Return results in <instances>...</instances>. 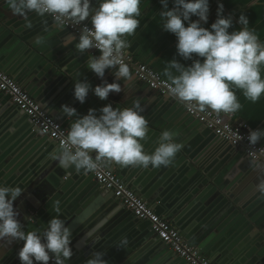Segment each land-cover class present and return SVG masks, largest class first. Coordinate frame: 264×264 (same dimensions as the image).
Here are the masks:
<instances>
[{
    "label": "crops",
    "instance_id": "1",
    "mask_svg": "<svg viewBox=\"0 0 264 264\" xmlns=\"http://www.w3.org/2000/svg\"><path fill=\"white\" fill-rule=\"evenodd\" d=\"M93 3L96 6L95 0ZM219 3L223 4V15L232 17L233 25L229 29L230 32L242 27L237 23V19L243 13L249 20L248 27L253 29L260 42L264 43V0H219ZM217 6L218 0H209L208 20L207 23L202 22L203 27L210 28L215 22ZM168 7H173L172 0H168ZM140 10L141 15L138 18L140 26L134 35L126 37L131 47L125 51L137 62L146 64L168 81L163 74L167 61L176 59L188 66L192 60H184L177 55L175 35L164 31L161 24L159 13L162 5L159 0H141ZM44 17L29 13L33 27L26 29L23 18L14 15L3 0H0V69L26 90L48 115L69 130V125L65 123H71L74 118H65L60 113L62 105L74 107L78 115L82 116L87 114L90 108L96 109V114L99 115V109L105 104L96 98L91 90L82 104L74 98L75 79L87 81L93 88L96 86L95 74L86 68L91 49L85 50L84 53L76 51L74 47L77 41L71 39L69 31L47 22ZM190 19L198 20L195 16ZM85 22L90 23L87 20ZM5 24L16 29L8 34ZM131 75L141 90L144 89L145 94H148L139 98L143 107L141 114L162 120L167 125V130L175 134L174 141L181 143L183 147L176 154L173 163L167 167L129 166L123 167L125 177L121 176L122 171L114 170L115 173L144 199L156 214L170 221L178 231L179 229L172 223L173 220L167 215L179 207L180 210H176L175 215H172L173 219L178 218L180 211L191 207L190 204L201 191L207 193V184L197 183L202 176L200 166H209L213 175L212 180L218 184L214 189L215 196L237 197L246 192L244 205L264 213V197L259 192L254 193L256 185L264 179L262 173L264 168L256 167V164L241 151L231 150L232 146L228 143L217 138L198 122L190 120L182 108L177 106L176 108L163 96L150 92L146 85L135 79L132 72ZM235 91L242 108L233 114L234 121L245 123L252 129H264V96L256 103H252L244 97L241 90ZM148 92L152 94L149 95ZM113 107L119 108L117 102ZM142 143L147 153L153 152L158 145L153 135H148ZM259 143L264 146V138ZM59 151L53 141L37 133L22 111L7 96L0 93V166L5 162V167H10L16 159L10 170L16 165L17 171L22 169L18 179L21 182L26 175L25 171L28 173L34 171L36 177L39 176V172L48 170L43 167L42 162L37 164L31 162L34 153H40L42 156L47 152L48 157H45L48 159L46 163L49 164L52 162L51 154ZM36 166L40 168L38 173ZM49 170L63 172L61 179L58 178L62 189L57 193L56 199L60 201V213L55 212L53 205L47 210L41 207V215L27 229L43 232L49 219L59 215L72 232L70 247L73 255L68 264H86L87 259L92 258L95 252L103 253L102 258L107 264H181L182 260L178 259L166 245H161L151 234L146 222L136 220L114 198L109 201L104 196H99L97 194L99 186L90 175L77 173L74 168H60L58 165ZM195 187L196 192L193 193ZM209 199H213V196L207 198L206 202H201L198 207L197 204L191 207L189 209L191 216L182 221L185 229L196 238L190 244L197 245L196 247L202 251L217 237L214 229L209 230L210 224L214 223L215 226H218V223L219 226L224 224L223 238L218 244L213 245L208 254L216 260L225 259L226 264H264L254 259L259 253V249L253 245L258 236L257 230L250 229L244 221L233 218V213H230L223 202L215 203L216 208H213ZM181 205L184 206L181 208ZM217 210H221L224 216L214 217ZM191 217L194 219L190 221ZM180 234L187 241L186 235ZM125 237L127 244L119 248V242ZM77 245H82L86 251L80 253L74 248ZM13 251H16L15 248ZM17 253L18 250L14 254L9 250L4 253L2 261L6 262L5 264H20ZM208 259L214 264V259L211 257Z\"/></svg>",
    "mask_w": 264,
    "mask_h": 264
},
{
    "label": "clouds",
    "instance_id": "2",
    "mask_svg": "<svg viewBox=\"0 0 264 264\" xmlns=\"http://www.w3.org/2000/svg\"><path fill=\"white\" fill-rule=\"evenodd\" d=\"M159 2L162 27L175 35L177 55L192 60L188 66L176 59L167 61L163 74L172 96L202 112L217 115L240 111L242 105L236 89L252 103L264 96V43L248 27L246 15L242 13L237 19L242 27L230 32L232 17L223 15L219 0L217 18L210 28L202 26L208 20L209 0H172V8L168 7V0ZM3 3L14 15L23 18L26 29L33 27L29 13L51 16L60 26L82 25L78 39L71 36L77 41L75 50L84 53L94 48L99 52L89 55L86 68L101 79L106 70H112L115 81H131L129 65L124 61L125 50L131 47L126 37L134 35L140 26L141 0H95L96 6L93 0H3ZM193 16L198 20H191ZM86 20L90 23L84 24ZM90 90L103 101L111 92H120L121 84L103 82L93 88L87 81L74 80L73 95L81 104ZM96 111L90 108L81 116L74 107L61 106L60 113L74 119L60 151L51 154L60 168H74L77 173L83 170L87 174L113 163L121 167H167L183 147L174 141L173 132L164 130L154 151H144L142 142L148 137V120L141 114L139 99L131 107L114 108L107 104L99 109V115ZM262 138L264 129L249 130L250 146L257 145ZM23 191L20 187L0 186V241L23 242L17 253L20 264H49L50 259L52 264H68L73 255L72 232L59 215L49 219L43 232L23 230L13 206ZM256 191L264 195V179L256 185ZM53 208L60 213L59 200ZM127 242L126 237L122 238L118 247L123 248ZM102 257L103 253L95 252L86 264H107Z\"/></svg>",
    "mask_w": 264,
    "mask_h": 264
},
{
    "label": "built area",
    "instance_id": "3",
    "mask_svg": "<svg viewBox=\"0 0 264 264\" xmlns=\"http://www.w3.org/2000/svg\"><path fill=\"white\" fill-rule=\"evenodd\" d=\"M48 17L54 21L51 16ZM83 23L87 24L86 22ZM61 27L67 29L78 39L82 25L69 24ZM89 27H91V25H89ZM90 49L94 52H98V50L94 48ZM124 61L129 65L130 71L139 83L146 85L160 96H167L176 100L183 107L188 116L203 124L204 127L211 130L216 137L228 142L250 160L264 163V146L259 142L255 146H250L247 140L249 130L256 129L250 128L245 123L235 122L233 114L220 113L217 115L212 111L202 112L194 105H186L169 93V82L146 64L137 62L133 56L126 51ZM0 93L7 96L9 100L28 117L32 125L39 130L42 136L53 141L59 149L61 148L67 136V128L48 115L26 90L21 88L13 78L1 69ZM87 174L90 175L102 189L110 192L114 199L128 210L136 220L146 222L153 236L163 242L179 259L185 261L187 264H212L199 248L189 244L181 236L170 221L156 214L153 208L130 188L113 169L104 165L97 171ZM16 243L20 248L23 246L22 241ZM49 264H52L51 259Z\"/></svg>",
    "mask_w": 264,
    "mask_h": 264
},
{
    "label": "water",
    "instance_id": "4",
    "mask_svg": "<svg viewBox=\"0 0 264 264\" xmlns=\"http://www.w3.org/2000/svg\"><path fill=\"white\" fill-rule=\"evenodd\" d=\"M44 18L46 19L47 22H49L51 24L54 23V25L58 26V24H56L54 21H52L51 18H49L47 15ZM5 28H7L8 34H10L13 30L16 29L15 27H12L9 24H5ZM69 35L74 37L70 32H69ZM28 44L31 45L30 42ZM90 52H91V55H94V56L99 55L98 52H94L92 49ZM95 78H96V86L101 85L103 82H107V83L118 82L121 84V91L118 93L117 92H111L106 100L102 101L98 97L95 96L100 101L104 102L105 105L111 104L113 106L115 104V102H117V104L119 105V108L131 107L134 100H137V99L141 98L142 96L148 95V94H145L146 91L144 89L141 90V88L137 85V83H135L134 79H131L130 82H125L123 80L115 81L112 70H111V72H110V70H106L105 75L102 79L98 78L96 75H95ZM149 90H150V92H155L151 89H149ZM150 94H152V93H149V95ZM163 98L169 102H172L175 105V107L177 106L179 108H182L183 112L186 114L185 110L179 104V102H177L176 100H174L170 97H167V96H163ZM22 114H24V113L22 112ZM51 114L54 115V113H52V112H51ZM187 117H189L190 120H193V122H198L197 120H195L194 118H192L188 115H187ZM145 118L148 120V135H153L154 139L158 141L161 132L164 130H167V128H166L167 125L165 123H163L162 120L156 119L155 117L152 118L149 116L148 117L145 116ZM159 121H161V122L158 125L157 123ZM71 123L66 122L65 125H67V126L69 125L68 126V128H69ZM199 124H201V123H199ZM201 125L204 126L203 124H201ZM36 130L38 133L39 130L37 128H36ZM208 131L214 135V133L211 130H208ZM45 138H47V137H45ZM226 143H228V142H226ZM229 146H231V145L229 144ZM231 148H232L231 150L236 151V149L233 146ZM94 155H95V153L93 152V156ZM45 156L48 157L47 152L42 154V156L40 155V153L36 152L31 156V158H32L31 162H33V163L35 162L36 164L42 162L43 167L48 168V170H46L44 172H39L40 168H37V166H36V168H37L36 172L37 173L39 172L38 173L39 176L35 177L34 171H32L31 173H28V171H25V169H26L25 168L26 165H25L23 167V169L26 172L25 173L26 175H24L21 182L18 181V179H19L20 171H22V169L17 171V165H16V167H14L12 170H10L11 167L16 163V161H17L16 159L13 160V162L10 164V167H7V166L5 167V162L1 163V166L3 168L0 166V168H2V169H0V186L20 187L22 190L24 189V191L17 198V200L14 201L13 206H14V209L17 210L19 213L17 219L21 223L22 228L25 232H28L27 227H29L41 215L42 211H40V208L42 207V209L47 210L51 205H53V203L57 199V195H58L57 193H60L61 189H62L61 185H59L60 182L58 180H60L61 177L63 176V172H60L61 170L60 171L55 170L54 172H51L49 169H51V167H53V166L54 167L57 166V162L52 160V162H49V164H48V163H46L48 159ZM253 162H254V164H256V167L258 166V167L264 168L263 162H261V161H259V162L253 161ZM105 166H107L108 168L113 169V170L122 171L121 176L125 177V174L123 172L124 168L121 167L120 165L113 163V164H109V165H105ZM199 168L201 169L200 173H202V176H200L201 178H199V181L197 183L200 185L201 184H207L208 189H207V193L204 190L201 191V193L198 195V197L190 204V205H192L191 207H193L195 204H197L196 206L198 207L201 202L202 203L206 202L207 198H211L212 196H213V199H211V200L209 199V203H210V206H212L213 208H216L215 203L220 202V201L223 202L226 205L227 209H229L230 213H233V215H234V216L232 215L233 218L240 219L241 221H244L250 229L255 228L257 230L258 236L256 237V241L253 243V245H254V248L259 249V253H258V257L254 258V259L260 260L261 263L264 262V252L261 253L262 248L264 250V218H263L264 213H259L256 208L250 209L249 206L244 205L245 201H246V200H244L246 198V195L244 193H246V192L241 193L237 197L232 196V195H227V196L222 195L219 197L215 196L214 195V193H215L214 189H215V187H218V184L216 183V181L212 180L213 175L211 174L212 172L210 171L209 166H205V167L200 166ZM52 169H54V168H52ZM81 172L84 173L83 170H81ZM262 173L264 175V171ZM58 178H60V179H58ZM24 179H25V181H24ZM98 189H99V193H97V194H99V196H104V198L106 200L111 201L114 198L110 192L102 189L100 186L98 187ZM101 189L103 191H101ZM195 192H196V187H195V190L193 191V193H195ZM257 192L258 191L254 192V193H257ZM210 195H212V196H210ZM263 197H264V195H263ZM183 206L184 205H181V208ZM191 207H189L187 210L182 209L180 211V215L178 216V218L173 219L172 215H175L176 210H180L179 207H176L170 215L169 214L167 215V217L169 219L173 220L172 223L179 229L180 233H184L186 235L185 238L187 239L189 244L192 241H195L196 238H194L193 236L190 235L188 229H185V227L182 224V221L186 220L187 218H189L191 216V212L189 210ZM218 216H222V217L224 216L221 213V210L218 211L216 214H214V217H218ZM192 219H194V218L191 217L190 221ZM219 224L220 223H218V226H215L214 223L210 224L209 230L214 229L213 231L217 233V237L212 241L211 244L204 247L201 252L207 258L211 257V259H214V264H226L227 262L225 259L220 260L219 258H217V260H216L211 254H208L209 253L208 251L210 249H212L213 245L218 244L220 242L221 238H223V236L225 234L223 232L224 224L222 226L221 225L219 226ZM214 226H215V228H214ZM151 234H152V232H151ZM159 242L161 245H165L160 240H159ZM14 248L16 251H13ZM74 248L79 250L80 253H83L84 251H86V248L83 247L82 245H80V246L77 245ZM9 250H10V253L14 254L17 252V250L19 252L20 247H19V245H17V243L15 241L10 242V243L6 242V241H0V264L6 263V262L4 263V261H2V259L4 258V255H5L4 253L9 252ZM181 264H187V263L182 260Z\"/></svg>",
    "mask_w": 264,
    "mask_h": 264
}]
</instances>
